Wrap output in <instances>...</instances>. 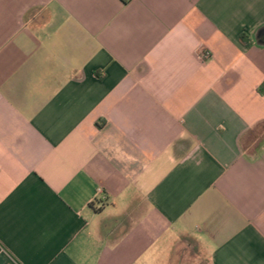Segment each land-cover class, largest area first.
<instances>
[{
    "label": "crops",
    "instance_id": "0c3cea01",
    "mask_svg": "<svg viewBox=\"0 0 264 264\" xmlns=\"http://www.w3.org/2000/svg\"><path fill=\"white\" fill-rule=\"evenodd\" d=\"M0 264H264V0H0Z\"/></svg>",
    "mask_w": 264,
    "mask_h": 264
},
{
    "label": "built area",
    "instance_id": "2783aa9c",
    "mask_svg": "<svg viewBox=\"0 0 264 264\" xmlns=\"http://www.w3.org/2000/svg\"><path fill=\"white\" fill-rule=\"evenodd\" d=\"M98 192H100V191H98Z\"/></svg>",
    "mask_w": 264,
    "mask_h": 264
}]
</instances>
